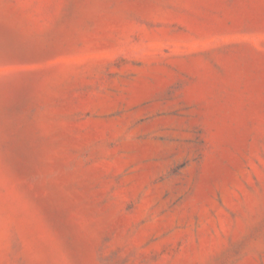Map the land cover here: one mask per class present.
I'll return each instance as SVG.
<instances>
[{
    "label": "rangeland",
    "instance_id": "obj_1",
    "mask_svg": "<svg viewBox=\"0 0 264 264\" xmlns=\"http://www.w3.org/2000/svg\"><path fill=\"white\" fill-rule=\"evenodd\" d=\"M0 264H264V0H0Z\"/></svg>",
    "mask_w": 264,
    "mask_h": 264
}]
</instances>
